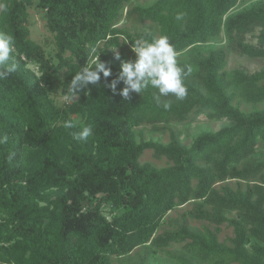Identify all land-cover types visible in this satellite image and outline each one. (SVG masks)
<instances>
[{"label":"trees","instance_id":"16d2710c","mask_svg":"<svg viewBox=\"0 0 264 264\" xmlns=\"http://www.w3.org/2000/svg\"><path fill=\"white\" fill-rule=\"evenodd\" d=\"M129 1L0 0V32L14 37L17 64L0 79V140L7 137L0 143V264H113L140 246L174 243L184 244L177 264H264V159L254 157L264 141V111L248 114L235 104L237 97L264 102V68L224 72L228 52L264 60V2L232 15L241 0H157L127 12L157 24L176 54L225 34V48L178 62L188 94L177 100L151 87L128 98L119 95L123 84L116 94L108 87L121 60H134L117 49L159 38L117 27ZM34 5L46 12L57 64L31 39ZM98 56L112 75L101 74L76 101L56 106L51 95L60 88L69 93L73 76ZM206 110L229 125L201 133L189 147L174 132L168 144L137 140L138 127L183 122ZM66 121L73 127L65 128ZM86 125L92 134L75 140ZM148 150L173 164H142ZM228 180L253 184L246 191L217 189ZM191 202H199L192 217L213 229L181 227L157 236L167 216ZM225 224L234 229L230 245L219 240Z\"/></svg>","mask_w":264,"mask_h":264},{"label":"rangeland","instance_id":"374dc122","mask_svg":"<svg viewBox=\"0 0 264 264\" xmlns=\"http://www.w3.org/2000/svg\"><path fill=\"white\" fill-rule=\"evenodd\" d=\"M157 0H130L124 8L122 15L118 21L117 27L126 30L132 34L152 32L156 37L160 35L159 26L150 21H141L136 15H128L127 12L135 7H148L154 4ZM264 0H241L238 6L230 12V15L249 9L252 6L262 3ZM30 20L29 27L31 31V39L39 44L46 54V56L58 63L57 49L54 44V35L50 32L47 25L46 12L35 5L29 8ZM249 42L256 43L254 36L248 37ZM227 39L224 33L220 36L210 40L203 45H197L191 47L181 53L177 54V62H191L194 63L198 56L207 57L212 51L220 48H225ZM126 50L131 58L135 59V54L128 48L122 47L117 51ZM30 68L37 71V66L31 64ZM246 69L249 73H255L264 68L263 59H250L247 57L239 56L238 54L228 52L227 63L224 68V72L233 73L238 69ZM69 96L68 99H65ZM53 103L58 107H63L67 103L76 101L78 95H69L62 88L55 91L52 95ZM240 104L241 109L251 114L254 111H264V102L259 104H248L244 102L240 97L235 99V104ZM211 112L206 110L203 114L191 113L187 116V119L183 122H174L169 125H158L153 127L150 125H143L135 129L137 140L141 141H154L161 144H168L171 139V133L174 132L181 143L189 147L194 139L204 132H217L222 128L229 125V121L225 119H212L209 117ZM78 124H84L82 119L78 116L74 117ZM255 159H264V141L259 144L257 153L254 155ZM141 163H149L157 168H166L173 163L166 157H157L152 150H148L141 158ZM249 184L247 181L228 180L224 183H218L216 185L218 190L224 187H229L236 191L238 189L246 191ZM199 202H191L187 205L181 206L173 210L166 218L165 223L159 229L157 236L166 232H174L181 227H187L192 231H204L206 228H212L213 226L205 221L196 220L192 217L191 212H194L198 207ZM236 214H227V217H235ZM234 229L227 224L221 227L219 233V240L221 243L230 245V240L234 237ZM185 253L184 244L177 243L171 244L167 247L160 248L151 246L150 244L140 246L134 250L130 255L114 258L113 264H177L176 257H179Z\"/></svg>","mask_w":264,"mask_h":264},{"label":"clouds","instance_id":"9594fccd","mask_svg":"<svg viewBox=\"0 0 264 264\" xmlns=\"http://www.w3.org/2000/svg\"><path fill=\"white\" fill-rule=\"evenodd\" d=\"M6 10V6H3ZM177 21L183 19V13H177ZM15 39L11 34L0 32V79H5L17 68L15 62ZM95 51V50H94ZM131 51L135 54L134 60H121L120 71L116 79L108 84L114 94L117 92L118 85L123 84L119 95L128 98L131 92L140 94L148 87L158 91L161 96L173 95L177 100H183L188 89L184 83L185 70L177 62V54L174 46L170 43L167 35L148 40L145 38L137 39L132 44ZM117 60L120 56L117 54ZM190 71V69H189ZM104 78L112 75L111 67L100 60V56L92 61V66L83 67L77 72L69 84V95H76L84 90L88 85H95ZM66 96L65 99H68ZM171 107L165 103V110ZM65 128H72L71 121L64 123ZM92 126L86 125L78 133L73 134L77 141H85L92 134ZM7 137L0 140L5 143Z\"/></svg>","mask_w":264,"mask_h":264}]
</instances>
